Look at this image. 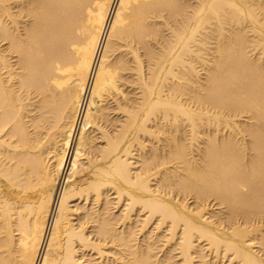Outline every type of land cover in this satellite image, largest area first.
Wrapping results in <instances>:
<instances>
[{
  "label": "bare ground",
  "instance_id": "obj_1",
  "mask_svg": "<svg viewBox=\"0 0 264 264\" xmlns=\"http://www.w3.org/2000/svg\"><path fill=\"white\" fill-rule=\"evenodd\" d=\"M174 251L264 264V0H0V264Z\"/></svg>",
  "mask_w": 264,
  "mask_h": 264
},
{
  "label": "rangeland",
  "instance_id": "obj_2",
  "mask_svg": "<svg viewBox=\"0 0 264 264\" xmlns=\"http://www.w3.org/2000/svg\"><path fill=\"white\" fill-rule=\"evenodd\" d=\"M194 200H192L191 198H190V201L189 202H193ZM209 201H211V202H208V203H211V208H216V206H215V202H213V200L212 199H210ZM160 246H161V244H159ZM169 246H167V247H165V246H163L162 248H161V250L162 251H167V250H169ZM163 253L161 252V254L160 255H162ZM173 255H174V258H173V261L172 262H174V260L176 261V263H178V264H180V262H179V260H180V257H179V255H178V251H174L173 252ZM176 255H178V256H176Z\"/></svg>",
  "mask_w": 264,
  "mask_h": 264
}]
</instances>
